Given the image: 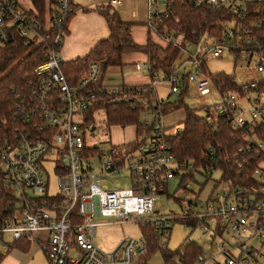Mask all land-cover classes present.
I'll return each instance as SVG.
<instances>
[{"label": "built area", "instance_id": "built-area-1", "mask_svg": "<svg viewBox=\"0 0 264 264\" xmlns=\"http://www.w3.org/2000/svg\"><path fill=\"white\" fill-rule=\"evenodd\" d=\"M176 1L146 0L148 30L163 44L182 46L171 72L161 80L149 63L134 64L136 71H145L150 77L144 88L104 84L95 61L75 84L67 81L58 49L66 35L69 8L68 0H57L58 11L50 21L51 46L45 61L34 68L36 82L30 96L21 98L17 107L24 127L16 128L0 145L3 186L12 197L20 191L22 204L15 208V198L11 211L0 220L1 248L15 242H36L37 233L44 231L48 233L44 240L49 264H134L145 250V238H127L113 252L103 253L94 237L96 228L108 222H98L97 217L119 222L135 219L142 226H150L159 248L166 246L163 239L170 236L173 222L181 221L204 233L213 230L221 238L216 254L199 252L198 264H264V143L248 133L256 124L244 117L248 113L254 121L264 118V95L254 90L257 82L264 81V35L260 32L264 30V0H183L219 16L210 33L204 30L192 40L174 37L172 30L158 33L157 22L174 16ZM37 16L31 5L25 6L20 0H0V49L14 36L44 41L48 36L40 34ZM227 52L234 54L235 60H244L259 75V79L242 82L235 90L218 89L215 103L217 114L234 131L246 132V147L254 150L255 165L248 177H240L236 183L220 176L217 181H226L227 188L218 189L217 182L205 197L200 189L193 197L176 198L178 210L167 204L168 197H173L179 187L188 190L185 180L207 177V172L219 169L205 170L176 160L162 120L164 113L157 105L151 107L155 103L150 98L159 99L156 85L161 81L169 83L171 93H177L185 81L188 87L193 84L198 95L210 94L213 83L205 73L206 56L221 58ZM128 93H133L129 99L135 97L134 104L142 108L143 132L130 141L86 145L85 132L94 129L92 111L103 102L100 95L117 101ZM131 126L136 133V125ZM49 170L59 176V190L53 195L47 191L45 175L49 176ZM112 174L126 175L129 186L103 184ZM178 176L180 183L171 193L170 179ZM70 251L73 254L69 255ZM219 256H224L223 263L217 261ZM167 264H180V258L169 259Z\"/></svg>", "mask_w": 264, "mask_h": 264}, {"label": "trees", "instance_id": "trees-1", "mask_svg": "<svg viewBox=\"0 0 264 264\" xmlns=\"http://www.w3.org/2000/svg\"><path fill=\"white\" fill-rule=\"evenodd\" d=\"M41 22L40 34L46 35L44 41L29 37L14 36L11 42L3 49H0V145L5 139L14 135L16 128H23L25 122L20 118V110H17L21 98L30 96L32 87L36 82L34 68L45 61L46 52L51 46L52 26L50 24L52 15L57 13V0H30ZM69 11L66 16L64 30L67 32V23L73 13L69 2ZM106 18L109 35L99 40L88 53L78 56L72 60L61 62V69L70 84H75L87 70L90 62H98L103 78L111 66L122 65V56L130 52H143L147 54L151 70L164 77L172 70L177 58L181 43L163 44L148 36L144 44L133 40L130 30V23L122 20L120 14L115 10L105 8L100 10ZM216 12L200 11L183 0H177L174 6V16L157 22L158 33H170L174 31V37L180 36L183 40H192L193 36L207 30H213L217 18ZM219 31V30H217ZM264 35V30L260 31ZM182 40V41H183ZM264 43V42H263ZM208 78L217 89L235 90L239 84L235 82L234 75L224 72L211 74L205 71ZM147 88V84L141 85ZM264 95V81L257 82L254 89ZM189 91L185 81L177 92V99L174 102H165L156 97L150 98L151 107L157 105L164 114L178 110L184 104V98ZM128 95L117 101H111L107 96L100 95L103 102L95 107H101L105 111L107 128L112 126L136 125V135L143 132L141 123V110L139 104H134L135 97L129 99ZM136 95V94H135ZM149 96V91H146ZM150 97V96H149ZM185 116L181 121V127L169 135L171 150L178 162L192 163L196 167L205 170L217 168L222 172L225 180L238 182V178H246L251 168L255 165L254 150L247 149V136L245 131H234L224 117L217 115L212 117L209 109L205 113H198L195 109L184 108ZM87 120H90L89 118ZM250 133L254 138L264 143V119L256 123ZM240 149H245L241 152ZM213 150V155H209ZM244 161H248L244 165ZM3 172L0 158V220L11 211V203L14 200L3 186ZM184 223V222H182ZM143 236L146 241L144 254L137 258L134 264H148V259L154 249L158 247V238L150 226L143 225ZM24 250L28 243L15 242ZM201 251L198 244L192 240H184L179 247L170 251L163 250L165 264L169 259L179 257L180 264H195L196 257Z\"/></svg>", "mask_w": 264, "mask_h": 264}, {"label": "rangeland", "instance_id": "rangeland-1", "mask_svg": "<svg viewBox=\"0 0 264 264\" xmlns=\"http://www.w3.org/2000/svg\"><path fill=\"white\" fill-rule=\"evenodd\" d=\"M25 6L30 5V0H20ZM137 52V56H142L143 58L138 62L147 63V54L143 52ZM143 54V55H141ZM60 57V56H59ZM205 68L211 74H215L217 72H224L227 74L234 75L235 82L240 84L242 82L250 81L252 79H259L258 73L251 71L247 63L242 59H234V54L225 53L223 57H213L210 54L206 56L205 60ZM113 74L115 77H127L128 79H135L138 76L147 75L146 72H138L133 69L132 64H124L122 66H111L105 73L104 80L109 81L112 79ZM158 79H162L161 76ZM211 93L207 95H198L194 89L193 84L189 85V91L184 98V104L178 110L170 112L168 114L163 115V122L167 126L166 132L168 134L174 133L177 128L181 127V121L185 116V107H189L190 109H195L198 113L204 114L205 109H209L212 117H217V111L215 109V103L217 102V98L219 95L218 89L213 85L211 89ZM156 93L160 99H163L165 102H174L177 99V93L170 92V85L165 81H161L156 85ZM93 118L92 124L94 129L92 131L85 132V143L88 146H98L105 145L106 143L113 142L117 143L123 139L129 140L132 136L134 137L135 128L133 126H112L111 128H107L106 119H105V111L101 107H96L92 111ZM244 117L247 120L252 121V123H260L264 118H256L255 121L250 119L248 113H244ZM182 174V173H181ZM207 177H196L194 179L185 180L184 184H188V190L183 187L177 188L176 186L180 183V176L173 177L170 179V190L171 193L176 189L173 197L169 196L167 201L170 207H174L179 210V202L176 198L183 197H193L194 192H197L201 189V195L204 197L209 194L214 185L218 183V189L227 188L228 183L226 181L219 180L220 176H222V172L220 170H213L211 173L207 172ZM46 181L48 179L47 191L50 195L56 194L59 190V176L54 173L52 170H49V176L45 175ZM206 180V183L202 185V182ZM105 185L111 187L113 184L120 183L123 187L129 186V181L126 179V175L124 174H112L110 178L104 180L102 182ZM183 184V185H184ZM29 194H32V190H28ZM20 197V191H16L14 194L15 200V208L21 207V202L18 200ZM163 204L166 202V197L162 199ZM166 204V203H165ZM96 221L98 222H108L107 224L99 225L96 228V233L94 237V243L97 248L103 253H111L113 252L118 245L125 239H142L143 236V226L139 224L135 219H130L127 221L119 222L115 221L114 218H104L97 217ZM214 228V227H213ZM9 236V234H6ZM37 235L44 239L47 237V232H39ZM220 237L218 234H215L213 230H209L204 233L199 228L188 227L186 224L181 221L173 222L170 236L164 238L165 247H157L151 253L148 264H165L163 257V250L168 249L170 251L176 250L179 245L184 240H192L198 244L202 252H206L209 256L216 254L219 251V242ZM213 240L214 244L212 245ZM31 244V243H28ZM17 246H10L7 248L0 247V264H45L48 263V260L39 247V251L33 249L34 247H30L29 251L22 256L21 253H18ZM35 251V253H32ZM235 252H237L235 250ZM73 254V252H69V255ZM144 252H140L138 258L143 256ZM225 260L224 256H219L217 261L223 263Z\"/></svg>", "mask_w": 264, "mask_h": 264}, {"label": "crops", "instance_id": "crops-1", "mask_svg": "<svg viewBox=\"0 0 264 264\" xmlns=\"http://www.w3.org/2000/svg\"><path fill=\"white\" fill-rule=\"evenodd\" d=\"M68 2L73 13L67 23L66 35L63 39L61 46L58 49V55L63 61L72 60L78 56H82L88 53V51L99 40L106 38L109 35V29L106 22V18L100 11L105 8L117 11L120 14L122 20L130 23L131 35L135 42L144 44L147 41L148 36H150L153 40H156L161 43L159 37L152 34V32H150L147 28L146 0H118L116 3H111V0H68ZM138 54L137 52H130L124 54L122 56V65L132 64L134 69V64L143 58L142 56H137ZM104 76L102 78V82L108 85H144L148 84L150 80L148 74L145 76H138L135 79H128L127 77H124L122 75L119 78L113 76V74H110V76H112V79H109V81H105ZM135 134L136 133H134V135ZM134 137L132 136L129 140L123 139L117 143L130 141ZM45 246L46 241L39 237L36 242L28 244L27 248H25L24 250H22L21 248L17 249L19 250L18 253H21L22 256H25V254L29 251L30 247H34L33 249H36L37 251H39L40 247L43 253L45 254ZM32 253H35V251H33ZM45 264H47V262H45ZM195 264L198 263L195 261Z\"/></svg>", "mask_w": 264, "mask_h": 264}]
</instances>
